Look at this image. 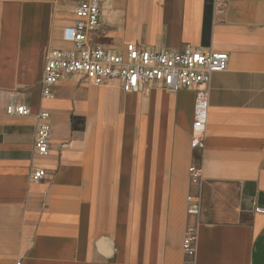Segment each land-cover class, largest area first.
I'll list each match as a JSON object with an SVG mask.
<instances>
[{
	"label": "crops",
	"instance_id": "crops-1",
	"mask_svg": "<svg viewBox=\"0 0 264 264\" xmlns=\"http://www.w3.org/2000/svg\"><path fill=\"white\" fill-rule=\"evenodd\" d=\"M74 6L0 0V264H264V0L102 2L97 45L229 54L209 85L203 151L191 145L196 90L127 93L74 74L43 97L49 51L72 47ZM11 104L32 114H9ZM42 111L47 156L34 147ZM37 169L46 176L34 182ZM198 221L190 262L184 240Z\"/></svg>",
	"mask_w": 264,
	"mask_h": 264
},
{
	"label": "built area",
	"instance_id": "built-area-1",
	"mask_svg": "<svg viewBox=\"0 0 264 264\" xmlns=\"http://www.w3.org/2000/svg\"><path fill=\"white\" fill-rule=\"evenodd\" d=\"M103 0H75V22L69 31L71 48L51 49L47 55L42 95L53 97V88L65 77L81 74L85 80L99 86L109 81H119L127 93H136L145 87L157 86L174 94L181 90H196L195 118L192 126V148L205 150L207 119L209 109V85L214 73L227 71L230 56L204 48L186 47L183 50H153L130 42L125 52L107 49L93 42V36L100 27ZM9 114L30 116L31 109L25 104H11ZM51 114L42 111L37 114V130L34 147L37 154L47 156L51 146ZM191 182L200 188L204 180L202 166L190 167ZM46 170L32 172L34 182L41 181ZM202 212L200 194L188 197V213L199 219ZM264 213V208H256ZM199 221L186 230L184 247L190 262L197 255Z\"/></svg>",
	"mask_w": 264,
	"mask_h": 264
}]
</instances>
